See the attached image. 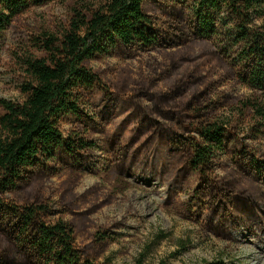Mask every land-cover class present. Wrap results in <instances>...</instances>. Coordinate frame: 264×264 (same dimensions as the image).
<instances>
[{
    "label": "trees",
    "instance_id": "trees-1",
    "mask_svg": "<svg viewBox=\"0 0 264 264\" xmlns=\"http://www.w3.org/2000/svg\"><path fill=\"white\" fill-rule=\"evenodd\" d=\"M55 1L0 0V37L12 20ZM172 44L179 48L161 88L154 80L129 88L124 80L109 92L88 66L134 56L139 45ZM32 45L35 52L21 64V101L0 99V264H112L77 246L78 223L46 220L52 207L44 180L94 147L90 138L102 121L85 110L94 91L133 115L125 143L107 136L100 148L117 167L116 191L128 187L125 164L150 162L171 175L177 190L196 175L194 204L209 219L224 223L234 206L243 219L264 223L257 199L264 190V0H101L95 7L77 1L64 23L41 31ZM221 80L246 92L233 94ZM65 117L73 120L66 134ZM222 156L253 180L218 174ZM109 241L106 228L92 237L101 251Z\"/></svg>",
    "mask_w": 264,
    "mask_h": 264
},
{
    "label": "rangeland",
    "instance_id": "rangeland-1",
    "mask_svg": "<svg viewBox=\"0 0 264 264\" xmlns=\"http://www.w3.org/2000/svg\"><path fill=\"white\" fill-rule=\"evenodd\" d=\"M77 1L92 7L101 2H50L33 7L6 27L0 37V99L21 101L18 84L24 54L35 52L33 40L41 31H55ZM178 48L172 44L146 50L139 45L134 56L102 57L88 66L109 92H115L112 86L124 80L130 83L129 88H134L136 81L152 80L156 88H161L159 78L166 76ZM223 85L233 94L246 92L229 80H224ZM108 100L100 91H94L85 107L86 112L102 121L90 138L94 144L91 152L59 163L44 180L46 197L52 207L46 220L78 223L81 230L75 242L93 261L109 258L112 264H136L143 255L142 264H264V223L243 219L244 214L234 206L230 207L232 215L225 216L224 223L209 219L201 204H194L196 175L191 176L184 189L177 190L171 184V175L162 168L155 169L150 162L132 161L124 165L127 189L116 191L117 167L100 148L107 136H116L125 143L124 127L133 115L120 102ZM72 121L69 117L63 119L64 134ZM129 153H134V147ZM215 168L218 174L235 183L253 180L245 175L241 178L237 166L224 156ZM257 199L264 208V190L258 192ZM101 228L108 229L112 238L103 251L92 243L93 235ZM163 234L167 237L162 238Z\"/></svg>",
    "mask_w": 264,
    "mask_h": 264
}]
</instances>
